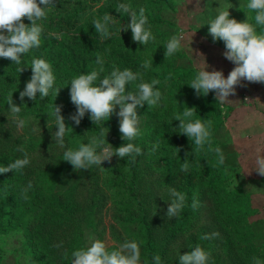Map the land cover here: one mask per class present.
I'll list each match as a JSON object with an SVG mask.
<instances>
[{"label":"trees","instance_id":"trees-1","mask_svg":"<svg viewBox=\"0 0 264 264\" xmlns=\"http://www.w3.org/2000/svg\"><path fill=\"white\" fill-rule=\"evenodd\" d=\"M120 2L128 3L132 11L145 9L153 36L147 45L133 42L131 30H123L129 18L127 13L120 15L116 11ZM53 3L55 7L48 9L46 18L38 21L43 28L40 47L26 53L20 65L0 58V111L9 108L7 99L12 93V103L21 107L19 117L49 121L46 134L39 139L19 134L13 121H0V166L23 158L18 146L30 160L21 171L0 174V237L22 229L26 240L36 246L39 254L36 258L41 264H50L51 260L71 264V252L83 247L80 241L86 229L104 242L136 240L142 264H152L153 255H159L162 264H179L178 255L197 244L210 254L209 264H252V257L262 259L253 243L254 232L245 220L253 213L247 197L226 190L224 182L229 168L218 164L214 151L215 147L222 151L215 139L216 131L223 125L221 113L231 109H221L212 91L206 96L197 95L187 85L196 72L175 64L181 54L164 55L163 47L170 37L165 29L171 24L161 14L172 9L171 0H53ZM108 13L114 17L110 27L113 35L101 39L92 20H102ZM250 14L255 22V12L250 10ZM22 19L25 24L31 23ZM219 45L224 48L222 41ZM97 56L104 61L100 78L110 73L113 66L121 70L129 68L139 72L140 77L126 90H135L141 80L156 79L161 99L152 107L145 104L137 108L142 124L133 143L142 149V155L135 159L114 155L102 161L101 167L77 171L76 181L63 191L57 190L62 184L58 181L60 174L70 175L74 168L63 160L65 149L55 143L57 129L51 112L54 106H60V115L69 127L64 137L65 148L75 149L96 135V125L87 113L79 125L69 119L75 106L70 102L67 82L98 68ZM34 57L50 63L55 86L60 89L56 96L50 93L41 100L37 93L36 100L25 97L22 101L19 92L31 77L28 65ZM145 60L153 67L144 70L141 64ZM187 107L195 108L190 119L211 121V147L196 149L186 135L177 133L179 121L173 117ZM103 126L108 128L105 140L113 148L125 143L114 111ZM185 163L187 169L182 170ZM28 182L32 188L24 199L21 189ZM170 186L185 196V206L177 218L166 215ZM193 199L197 201L196 207H192ZM240 211L244 214L238 218ZM205 235L207 239L202 238ZM61 241V248L53 247Z\"/></svg>","mask_w":264,"mask_h":264},{"label":"clouds","instance_id":"clouds-1","mask_svg":"<svg viewBox=\"0 0 264 264\" xmlns=\"http://www.w3.org/2000/svg\"><path fill=\"white\" fill-rule=\"evenodd\" d=\"M50 7H55L53 0H0V58L9 59L12 64L20 65L22 57L31 49L40 47V37L43 31L38 21L45 19ZM232 7L230 0L227 3L219 0V6L215 8L214 14L203 25H208V34L213 42L220 40L224 44V57L235 66L225 77L220 70L207 71L206 67L197 71L195 78L189 85L197 95L206 96L210 91L214 93L215 101L227 103L228 97L234 95L236 86H243L241 81L264 83V0H248L245 11L247 18L237 21L230 17L229 8ZM116 11L128 14V22L123 25V30H131V39L140 45H147L152 39V32L148 26V17L145 9L140 7L138 11H132L126 2H120ZM248 10L255 12V26L248 22ZM22 18L30 21L25 24ZM114 23L112 15L105 14L101 19H93L92 26L101 39H109L113 33L110 31ZM122 26L119 28L121 32ZM183 33L180 36L172 35L164 45L165 57L173 55L182 47ZM205 63V62H204ZM98 68L82 72L74 76L70 84V102L75 106V112L70 115L76 125H79L87 113L89 119L96 125V135L89 138L87 143H80L78 147L65 148L66 127L64 117L60 115V106H54L51 116L54 118L55 143L64 148L63 160L69 162L74 170L90 169L93 166L101 167L102 161L109 160L114 155L119 158L136 157L142 155V149L133 143L139 135L137 108L156 105L161 99V92L156 87L159 81L150 82L141 80L135 90L127 89L140 77L139 72H133L129 68L123 70L113 66L110 73L100 78L104 72L103 58L97 56ZM31 77L25 83L19 97L23 101L25 97L30 100L44 99L51 94L57 95L60 88L55 86L56 77L52 66L42 57L31 59ZM141 67L148 70L153 64L145 60ZM21 71V68L18 69ZM98 81V82H97ZM12 93L7 99L9 109L7 114L12 117L16 127L23 129L26 120L19 117L21 107L12 103ZM118 106L116 115L119 117V132L125 143L113 148L106 142L105 136L108 128L104 127ZM194 107H187L182 113L174 115L178 120L177 133L186 135L192 147L202 149L211 147L209 137L212 128L211 121L201 119H190L194 114ZM102 122V123H101ZM36 127H39L36 121ZM243 135V133H242ZM157 145L152 146L155 151ZM17 151L23 152V158H16L0 166V174L10 170L14 173L23 170L29 165L30 160L27 152L22 147ZM218 156V164L223 165L225 156L219 147H215ZM187 158H185L186 160ZM255 171L264 176V153L257 149L254 159ZM182 170L187 169V163L181 165ZM32 188L31 182L21 189V196L27 199V193ZM169 202L166 215L168 218H177L185 206V196L174 187L168 188ZM197 201L193 199L192 207H196ZM207 239V235L202 237ZM63 242L56 243L53 247L61 248ZM210 254L199 244L192 247L190 251L179 254V264H209ZM152 264H162L159 255L151 257ZM71 264H141L140 246L136 240H125L117 247L109 250L103 240L95 238L92 234L87 236L85 245L71 252ZM252 264H264L259 257H252Z\"/></svg>","mask_w":264,"mask_h":264},{"label":"rangeland","instance_id":"rangeland-1","mask_svg":"<svg viewBox=\"0 0 264 264\" xmlns=\"http://www.w3.org/2000/svg\"><path fill=\"white\" fill-rule=\"evenodd\" d=\"M171 2L172 9L163 11L161 15L164 21L171 24L170 28L165 29L170 36H180L183 33L182 47L177 50L182 57L175 61V64L181 69L195 70L196 73L204 67L207 71L220 70L226 77L235 65L230 63L219 50L220 40L213 42L208 34V25H203L207 21L206 15L214 14L215 8L219 6V0H171ZM221 2L227 3L228 0ZM247 2V0H230L231 5L240 12V19L237 21L246 20ZM248 22L255 26L250 10H248ZM242 85L236 86L235 94L228 97L230 101L218 103L221 109L230 108L231 111L223 110L221 113L223 125L216 131L215 139L222 147L224 164L229 168L224 182L226 190L237 191L236 196L247 197L246 202L253 213L245 220L254 232L253 243L258 249L257 253L262 257L261 260L264 261V176L256 172L254 167L257 149L264 153V102L260 96H257L258 86L262 83L250 82ZM8 109L0 111V121L3 119L13 121L7 114ZM118 110L119 107L116 106L115 123L119 127V117L116 115ZM24 119L26 126L23 129L18 128L19 134L36 139L44 137L49 121L29 116ZM36 121L39 127H36ZM138 121L140 127L142 121ZM240 151L245 157L238 155ZM76 172L77 170H74L71 176L61 173L58 181L62 184L59 186L58 183L57 187H59L56 189L63 191L76 181L79 177ZM237 208L240 209V206L237 205ZM243 214L242 211L238 212V218L243 217ZM89 234H92L91 231L86 229L80 241L82 246L85 245ZM92 235L96 238L94 234ZM105 243L107 247L114 248L121 244L109 241ZM36 257H39L38 250L26 240L22 229L0 237V264H41ZM50 264L56 263L51 260Z\"/></svg>","mask_w":264,"mask_h":264},{"label":"crops","instance_id":"crops-1","mask_svg":"<svg viewBox=\"0 0 264 264\" xmlns=\"http://www.w3.org/2000/svg\"><path fill=\"white\" fill-rule=\"evenodd\" d=\"M248 1V0H247ZM229 12H230V16H232L233 18H235L236 20L237 19H240L239 18V16H240V12L237 10V9H235L233 6L231 7V9H229ZM207 17V20L208 19H210L211 18V16L208 14V15H206ZM219 43H220V41L218 42V45H219ZM219 50L223 53L224 51H225V49L224 48H221L220 47V45H219ZM230 63H232V62H230ZM233 64V63H232ZM250 84V82H247V81H241V84ZM239 87H241V86H239ZM256 86L254 85L253 86V88H255ZM257 92H258V94L259 95H257V96H260V99L261 100H263V102H264V83H262V85H260V86H258V90H257ZM261 94H262V96H261ZM264 117V116H263ZM245 150V149H244ZM244 152V151H243ZM238 155L239 156H243V157H245L244 155H243V153L240 151L239 153H238Z\"/></svg>","mask_w":264,"mask_h":264}]
</instances>
